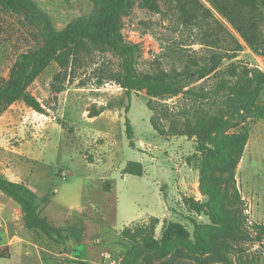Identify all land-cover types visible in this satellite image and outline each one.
Masks as SVG:
<instances>
[{
  "label": "rangeland",
  "instance_id": "rangeland-1",
  "mask_svg": "<svg viewBox=\"0 0 264 264\" xmlns=\"http://www.w3.org/2000/svg\"><path fill=\"white\" fill-rule=\"evenodd\" d=\"M34 1L58 30L90 14L94 2ZM198 1L244 45V51L233 61L225 60L222 67L236 62L264 73V52H254L206 0ZM141 2L137 0L123 18L122 29L125 41L141 48L139 73L181 72L191 58L209 53L200 45L204 24L179 18L170 0H159L165 15L143 8ZM41 34L38 24L22 15L4 13L0 6V83L8 78L19 55L42 44ZM77 53L69 70L63 72L62 82L54 79L60 68L53 63L30 88L44 104L46 117L17 102L14 110L23 113L26 133L0 147V172L29 183L40 197L50 196L49 204L42 207L43 215L67 229V241L57 244L23 228L19 216L9 240L0 246V264H129L131 252L142 246L144 237L152 233L161 239L164 223H180L191 234V219L210 224L207 216L192 211L184 201H206L200 191L203 157L197 141L173 135V128L182 127L200 110L217 114L221 104L212 106L213 99L198 100L191 95L152 99L145 90L134 91L129 98L116 81L122 69L112 52L85 44ZM217 82L216 77L190 80L185 90L211 91ZM55 87L65 91L58 94ZM99 108L105 109L102 116L90 118L89 113ZM127 118L135 146L127 136ZM247 126L249 141L236 179L244 200L246 228L255 235L254 225H264V120L250 121ZM24 142H36L31 146L33 155H26L32 149L24 147ZM14 149L20 153H13ZM126 169L143 172V176L125 175ZM152 217L162 219L155 231ZM230 257L236 264H264V242L236 245ZM140 264L162 262L149 263L143 258Z\"/></svg>",
  "mask_w": 264,
  "mask_h": 264
},
{
  "label": "trees",
  "instance_id": "trees-1",
  "mask_svg": "<svg viewBox=\"0 0 264 264\" xmlns=\"http://www.w3.org/2000/svg\"><path fill=\"white\" fill-rule=\"evenodd\" d=\"M136 1L94 0L90 14L76 18L58 30L34 0H0L4 13L24 16L31 23L38 24L42 32V44L19 55L8 78L0 83V117L20 101L33 111L47 115L44 104L30 92V88L53 63L60 68L54 79L62 82L63 72L69 70L77 52L85 44L112 52L120 60L122 71L116 81L129 98L132 92L145 90L152 99L180 95H191L204 101L213 99L212 106L221 104L217 114L200 110L194 119L186 120L182 127L178 124L173 128V135L197 141V151L203 157L200 191L206 201L199 203L189 198L184 201L192 211L207 216L210 224L201 225L191 219V234L180 223H164L161 239H155L152 233L144 237L142 246L131 252L129 264H140L143 258L149 263L154 260L162 264H236L230 257V251L236 245L264 242V225H254L255 235L246 228L244 200L236 179L249 141L247 123L264 120V102L261 101L264 73L236 62L222 67L225 60H235L244 51V45L198 0H170V3L180 13L179 18L196 25L204 24L200 45L207 47L209 53L191 58L181 72L139 73L136 66L141 48L127 43L122 34L123 18L129 15ZM141 1L143 8L165 15L159 0ZM206 1L254 52H264V0ZM210 77L218 78L211 91L185 90L188 81L199 82ZM54 89L58 94L65 91L64 87ZM148 107L153 110L150 104ZM104 111L99 108L90 112V118L99 117ZM153 125L157 129L154 120ZM126 127L130 144L135 146L129 118ZM142 173L124 170L125 175L142 177ZM0 191L20 206L26 229L39 232L57 244L67 241V229L55 226L43 215L42 207L49 204V195L39 197L25 183L2 176ZM152 225L155 231L160 220L154 218Z\"/></svg>",
  "mask_w": 264,
  "mask_h": 264
},
{
  "label": "crops",
  "instance_id": "crops-1",
  "mask_svg": "<svg viewBox=\"0 0 264 264\" xmlns=\"http://www.w3.org/2000/svg\"><path fill=\"white\" fill-rule=\"evenodd\" d=\"M14 106H15V104L12 105L0 117V147L2 145H4L5 142H9L10 140H13L17 137H21V136H23V134L26 133L25 132L26 127L24 126V124L21 120L23 118V113H19L18 111L14 110ZM35 113L39 117H46L45 115H41L37 112H35ZM101 116L102 115H100L99 117H101ZM99 117H96V118H99ZM35 128H36V126H35ZM30 132H31V129L28 128L27 133H30ZM35 143L36 142H24V144H23L24 147L30 146V149H32L29 153H26V155H28V156L33 155V148L31 146H32V144H35ZM22 150H21V152H22ZM13 153H20V150L14 149ZM15 155L20 156L19 154H15ZM10 174H12V173H10ZM10 174L7 172H0V176L8 178L10 181L17 182V183H25L21 178L12 177ZM25 184L28 185L30 187V189H32L38 195V192L34 187H32L29 183H25ZM44 196H46V195H44ZM167 212H170L169 209H167ZM19 216L22 217L20 206L16 202H14L13 200L6 198V196L0 191V222L4 223V226H2V228H0V243H1L0 246H4V244H3L4 240H9L11 233H13V226L15 225V223L17 221L16 219H18ZM167 216H168V214H167ZM152 218H156V217H152ZM157 219L160 220V224H161L162 219L161 218H157ZM22 221H23V219H22ZM3 227H5L7 229L4 230ZM23 228H26L24 221H23ZM11 244L12 243L7 242L6 245L9 246Z\"/></svg>",
  "mask_w": 264,
  "mask_h": 264
},
{
  "label": "built area",
  "instance_id": "built-area-1",
  "mask_svg": "<svg viewBox=\"0 0 264 264\" xmlns=\"http://www.w3.org/2000/svg\"><path fill=\"white\" fill-rule=\"evenodd\" d=\"M2 226H3V225H2V223L0 222V228H2Z\"/></svg>",
  "mask_w": 264,
  "mask_h": 264
}]
</instances>
